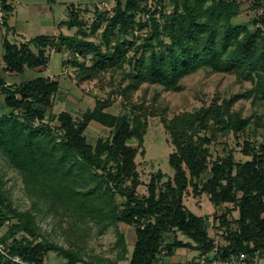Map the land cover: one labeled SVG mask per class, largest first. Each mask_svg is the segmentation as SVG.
<instances>
[{
	"label": "trees",
	"instance_id": "obj_1",
	"mask_svg": "<svg viewBox=\"0 0 264 264\" xmlns=\"http://www.w3.org/2000/svg\"><path fill=\"white\" fill-rule=\"evenodd\" d=\"M243 3L254 15L235 22ZM97 8L98 19L105 22L100 42L86 39L82 9L74 5L68 7L63 24L76 28L75 34L37 35L25 43L4 38L5 73L46 67L50 52L56 50L67 54L63 65L72 64L77 83L97 80L110 89L79 116L69 110L55 114L51 110L60 89L58 79L38 76L8 84L0 75L6 108L0 114V153L21 174L33 208L60 214L69 220L67 229L88 220L100 225V233L114 226V258L96 254L88 260L76 241L69 239L64 247L49 240L32 209L16 210L6 200L0 176V225L16 218L0 236L11 256L0 254V264H44L51 251L64 264H117L127 254L120 224L133 227L135 233L129 264H158L163 250L170 255L177 248L197 250L207 259L252 256L255 251L263 256L264 118L244 115L234 103L264 101V0H116L111 15ZM12 9L8 0H0V24L6 32ZM144 28V34L135 32ZM205 68L234 74L237 82L248 81L250 86L224 97L217 93L208 103L169 116L158 87L179 91L184 77ZM138 89L140 103L132 101ZM117 93L123 97V108L132 101L129 112L136 117L159 116L173 146L168 155L173 176L164 182L152 178L146 193L138 191L135 161L146 122L140 130L128 113L108 111ZM91 122L109 129L94 144L85 135ZM251 125L255 133L261 131L260 138L243 139L247 159L236 160L231 150L212 158V143L231 134L239 137ZM189 188L209 195L221 210L210 228L220 231L223 243L216 244L215 235H210L208 218L184 204Z\"/></svg>",
	"mask_w": 264,
	"mask_h": 264
},
{
	"label": "rangeland",
	"instance_id": "obj_2",
	"mask_svg": "<svg viewBox=\"0 0 264 264\" xmlns=\"http://www.w3.org/2000/svg\"><path fill=\"white\" fill-rule=\"evenodd\" d=\"M44 2L45 0L12 1L13 7L17 11V23L15 24V29L17 31V28H22L20 30H22L21 32L24 34L20 35L18 34V31L16 33H9L12 40L24 41V38L32 37L38 34L61 32L60 29H57V31H47L42 33V31H40V22L36 21L34 16L29 15V8L31 5L42 4ZM115 3L116 1L110 0L104 5L102 3L99 4V6L95 4L85 6L86 8L83 10L82 17L84 21L83 29L87 33L86 39L93 40L95 42L102 41V31L104 29L105 22L98 19L96 8H111L115 5ZM242 8L243 12L235 19V22L248 21L251 17H253L254 12L248 11L246 3H243ZM61 10H63V4H59L56 1L54 4L55 15L59 14ZM61 14L63 19L67 18L66 13L61 12ZM145 31L146 28L138 31L137 33L141 35L144 34ZM62 32L65 34H75L77 29H68L66 26H63ZM66 57L67 54H63V60H65ZM125 68L128 70L126 65ZM62 70L63 74L60 75V83L63 87L62 89L60 88L56 94L54 105L51 110L55 114L62 110H69L75 116H79L84 109L87 108V106L92 107L94 105L95 98L97 96L105 97L107 90L110 89L108 84L100 86L97 83V80L82 84L77 82L75 83V78H77V76L75 74L74 67L70 63L64 64ZM59 71V58L57 54H53L48 68L41 70V72L29 73L28 71H25L23 74H15L9 78L11 80L22 81L28 78H33L37 75L39 76V74H51L53 76H57ZM105 79L108 81V75H106ZM181 84L182 88L179 91L158 87L161 92V97L168 102L170 110L169 116L179 111L196 108L203 102L208 103L217 93L224 97V95L228 96L229 94L241 92L250 86L248 81L243 83L237 82L234 74L214 72L207 68L199 69L195 73L184 77L181 80ZM101 87H104V89ZM153 90L154 88L151 87L150 94ZM115 96L114 103L107 108L108 111L114 114L119 112L128 113L130 115L131 123L140 130L144 127V120L146 122V132L143 138V143L135 159L141 181L138 191L140 193H146V186L152 178L159 179L160 182H164L173 176L174 171L168 161V155L173 150V146L168 139V131L159 116L148 115L146 118L144 115L140 114L139 117H136L134 113L129 112L132 109V101L140 103L138 102L141 98V91L139 89L134 92L132 101L126 102L127 106L125 108H123L122 105L124 103L123 97L118 93ZM150 101L151 99L148 98L146 103H149ZM234 108L240 109L244 115L258 114L264 118V101L257 100L253 103L251 99H238L234 103ZM5 110L3 108V102L0 101V113ZM260 131L261 129H258L255 133L254 127L251 125V127L246 129L239 137L231 134L228 137L219 138L218 142H214L210 145L212 158L217 155H224L231 150L236 160L247 159L248 156L242 153L241 143L243 139L247 137L250 139L260 138ZM108 134L109 129L96 122H91L85 131L87 140L93 144L99 136L105 137ZM131 142L135 143L136 141L132 140ZM0 176L2 178L1 187L2 190H4L6 200H9L16 210L24 211L32 209L36 215L37 222L41 226L42 232L49 240L61 244L64 247L69 244V239L76 241L80 246H83L81 255L88 260H91V257L96 254H99L102 257H113V245L116 237L114 226H109L103 233H100V225L95 223V221L88 220L87 222L78 223L76 228L72 227L67 229L69 220L62 218L60 214L54 215L53 213H45L43 205V209H40L41 207H37V205L36 208H33L32 199L29 197L26 189L24 188V182L21 174L16 169L9 166L6 158L2 156L1 153ZM183 202L186 207L195 214L207 217L209 220V228L214 214L216 212H221V210L219 211V208H216L210 201L209 195L206 193L196 194L191 188H189L184 196ZM3 212L12 215V212H8L7 210L3 209ZM233 213L234 215H237V211H234ZM14 221H16V218H11L3 225H0V236L7 230L10 223ZM120 227L122 231H129V235L127 234L126 238L129 250L132 251L133 244L131 241L135 238L134 229L133 227H127L125 224H120ZM209 233L214 236L216 232L214 229L210 228ZM179 234L180 233H178V235ZM181 237H184V235H181ZM178 251L187 252L188 258L195 254V251L191 249L183 248ZM64 262L65 261L61 256L51 251L44 264H64ZM259 263L264 264V255L261 256Z\"/></svg>",
	"mask_w": 264,
	"mask_h": 264
},
{
	"label": "crops",
	"instance_id": "obj_3",
	"mask_svg": "<svg viewBox=\"0 0 264 264\" xmlns=\"http://www.w3.org/2000/svg\"><path fill=\"white\" fill-rule=\"evenodd\" d=\"M8 1H9V3H11V5L13 7V4H12L13 0H8ZM56 1L59 4H63V10H61V12L66 13V16L68 17V7L70 5H74V6L80 7V9H82L81 12H83V10L86 8L85 7L86 5L95 4V5L99 6V4L108 3V1H110V0H60V1L59 0H50V1L49 0H45V2L42 3V4H33L29 8V10H30L29 15L30 16H34V19L36 18L35 20L40 22V24H41L40 25V31H42V33H45L47 31H57V29H60V31H61L59 33L53 32L52 34H38V35H58L60 33L63 34V32H62L63 26H66L65 24H63V20H65V19L62 18L61 12L59 14L55 15V13H54V4H55ZM114 1H116V0H114ZM247 6H248V4H247ZM16 23H17V11L13 7L11 13L9 14V16L7 18V24H8V27H9L8 31L6 32L5 28L0 24V75L4 76L6 78V81H7L8 84L23 82L25 80L16 81V80H11L9 77L14 76L15 74H17V75L23 74L25 71H28L29 73L30 72L39 73V72H41V70H44V69L48 68V66L50 64V60L52 58V55L53 54H57V56L59 58V67H60L59 74L57 76H55V75L53 76L51 74H48V75L39 74V76H49L51 78L58 79L59 84H60V88L62 89L63 85L61 86V83H60V75L63 74V70H62V68H63V53L59 52V51H56V50H52L50 52V59H49V62H48L46 67H40V68H34V69H26L23 73H20V74L19 73H15V72L5 73L3 71L2 55H3V41H4V38L6 37L9 41H13V42H16V43H25V42L30 41V39H32L33 37L37 36V35H35V36H32V37L24 38V41L12 40L10 38V36H9V33H11V32L16 33L18 31V34L24 35L21 32L22 30H20L22 28H17V31H16V29H15V24ZM68 29H70V28H68ZM71 29H73V28H71ZM31 46L33 47V44ZM35 77H38V75L35 76ZM35 77H33V78H35ZM28 79H31V78H28ZM28 79H26V80H28ZM62 96H63V94H62ZM55 98H56V95H55ZM0 101L3 102V108L5 110L6 108H5V104H4V95L3 94H0ZM87 108H90V107L87 106ZM87 108H85V109H87ZM5 111H2L0 114H2ZM235 216H237V215H235ZM127 227H131V226L127 225ZM120 229H121V227H120ZM214 231L216 232L214 234L215 238H218L220 240V243H223L224 241H223L222 237L219 235L220 231L219 230H214ZM123 232L125 234V237H126L127 234L129 235V231L126 232L125 230H123ZM134 235H135V233H134ZM181 235L180 234L178 235V237L180 239L187 240V238L185 236L181 237ZM126 241H127V238H126ZM134 241H135V238L133 239V241H131L132 244L134 243ZM180 249H183V248L175 249V251L172 254H170V255L166 254L165 250H163L161 252V254L158 256L157 263L158 264H170V263H176V264H199L198 261H199L200 256H199L197 250H194L195 254L192 255L190 258H188L187 252L178 251ZM185 249H188V248H185ZM131 253H132V251L129 250V246H128V242H127L126 258L124 260L118 261L117 264H123V263L124 264H129V259L131 257ZM110 258L113 259L114 255H113V257H110Z\"/></svg>",
	"mask_w": 264,
	"mask_h": 264
},
{
	"label": "built area",
	"instance_id": "obj_4",
	"mask_svg": "<svg viewBox=\"0 0 264 264\" xmlns=\"http://www.w3.org/2000/svg\"><path fill=\"white\" fill-rule=\"evenodd\" d=\"M105 3H103L104 5ZM112 8H103L107 11H109L110 15L113 14ZM1 15L2 12L0 11V22H1ZM158 15V13L156 14ZM143 19H148V14H145L143 16ZM136 33L138 32V30L135 31ZM77 82V80L75 79V83ZM215 243L216 244H220V240L218 238H215ZM0 254L11 258L10 254H9V248L8 245L6 243L0 242ZM260 252L259 251H255L254 254L252 256H248L245 254H237V255H231L227 260H223V259H219V258H212V259H207L205 256H201L199 258V264H260L259 260H260ZM14 260L16 261H20L18 257H13Z\"/></svg>",
	"mask_w": 264,
	"mask_h": 264
},
{
	"label": "water",
	"instance_id": "obj_5",
	"mask_svg": "<svg viewBox=\"0 0 264 264\" xmlns=\"http://www.w3.org/2000/svg\"><path fill=\"white\" fill-rule=\"evenodd\" d=\"M208 222H209V220H207V221H206V223L209 225V223H208Z\"/></svg>",
	"mask_w": 264,
	"mask_h": 264
}]
</instances>
